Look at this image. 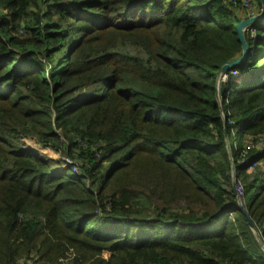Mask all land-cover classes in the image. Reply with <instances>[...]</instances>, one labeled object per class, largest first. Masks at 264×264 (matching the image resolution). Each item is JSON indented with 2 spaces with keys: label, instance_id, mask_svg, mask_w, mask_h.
<instances>
[{
  "label": "trees",
  "instance_id": "1",
  "mask_svg": "<svg viewBox=\"0 0 264 264\" xmlns=\"http://www.w3.org/2000/svg\"><path fill=\"white\" fill-rule=\"evenodd\" d=\"M231 2L0 0V264H264L232 183L264 243V17L217 96Z\"/></svg>",
  "mask_w": 264,
  "mask_h": 264
},
{
  "label": "rangeland",
  "instance_id": "2",
  "mask_svg": "<svg viewBox=\"0 0 264 264\" xmlns=\"http://www.w3.org/2000/svg\"><path fill=\"white\" fill-rule=\"evenodd\" d=\"M235 1H236L235 2L236 4H233L231 2L232 4L230 3L228 5L231 8L232 12L236 14V16L238 17V19L240 21L258 17V15L263 11V8L261 10L259 8L260 7L259 6V0H235ZM247 1H248V4L244 5ZM256 9L259 10L257 13L255 12ZM253 10H254V12H253ZM256 23H258V22H256ZM254 25H255V22L253 24H251V25H248V26H250L249 28L252 29V26H254ZM251 32L255 33V30H252ZM246 33H248V31ZM17 35L18 36H22V35H24V33L19 30L17 32ZM127 50H129V51H138L137 49H135L134 47H131V46L128 47ZM238 77H239V75L237 77L230 78L229 80H236L237 81L239 79ZM22 143H23V145L26 148L35 149L41 157H46L47 159L53 160L58 165H60L61 162H63V161L65 162V160H67V159L72 164V160L69 157L65 156L64 154H62L61 152L57 151L56 149H53L50 145L42 146V145L36 143V141L33 138H30V137L22 138ZM258 145H260L261 148L263 149L264 148V139H260ZM232 183H233V188L235 190V195H236L237 202H238L239 205L242 206V209H244V207H243V197H242V193H241L240 183H238L234 177H233ZM237 187H240V191L238 190ZM154 202L155 201H154L153 198L149 200L146 197H142L137 202L138 204L144 206V209H145L144 216L145 217H152L153 216V209H154V206H155ZM141 209H143V208H141ZM254 234H255V237L257 238V240L260 242L261 249L264 251V243L261 240V237L258 234L257 230H254ZM261 243H263V244H261ZM71 253H72V256H73L74 252H73V250L70 249L67 252H65L64 257L66 258ZM38 264H40V263H38Z\"/></svg>",
  "mask_w": 264,
  "mask_h": 264
},
{
  "label": "water",
  "instance_id": "3",
  "mask_svg": "<svg viewBox=\"0 0 264 264\" xmlns=\"http://www.w3.org/2000/svg\"><path fill=\"white\" fill-rule=\"evenodd\" d=\"M259 2L261 3L262 7H263V11L258 15V17H255V18H252V19H246V20H243V21H240L237 25V28H236V33H237V40L238 42L240 43L241 45V55L239 58L237 59H234L232 61H229L227 63H225L221 69H220V72H228L230 71L231 69H233V67L235 66H238L239 64H241L244 60H245V57L248 53V45L244 39V35H243V31L245 29L246 26L248 25H251L253 24L254 22H258L260 21L263 17H264V0H259ZM218 95H222L223 92H224V83H220L219 84V87H218ZM241 211L242 213L244 214L245 216V220L248 224V226L254 231L256 230L253 223L251 222V220L249 219V217L247 216V213L245 212L244 209H242L241 207ZM263 244V243H261Z\"/></svg>",
  "mask_w": 264,
  "mask_h": 264
},
{
  "label": "built area",
  "instance_id": "4",
  "mask_svg": "<svg viewBox=\"0 0 264 264\" xmlns=\"http://www.w3.org/2000/svg\"><path fill=\"white\" fill-rule=\"evenodd\" d=\"M231 1H232L233 4H236L235 0H231ZM246 4H248V1L244 5H246ZM253 12H254V10H253ZM248 27H250V26H246L245 27L243 33L248 31ZM250 35H254V32H251ZM238 75H240L239 72L236 71V70L232 71V69L230 71H228V72H223V73L220 72L219 75H218V78H217V91H218V87H219L220 83H224L225 84L230 78L237 77ZM217 96H218V92H217ZM250 148H251L250 145H247L245 150H248ZM64 164H71V163L67 159V160H65ZM237 188L240 191V187H237ZM19 261H20L19 264H36V263H34V260H33L32 256L29 259H20ZM57 262L63 264V263H65V259L59 258Z\"/></svg>",
  "mask_w": 264,
  "mask_h": 264
}]
</instances>
